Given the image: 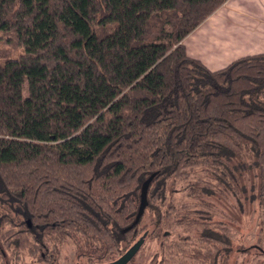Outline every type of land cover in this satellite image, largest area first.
I'll list each match as a JSON object with an SVG mask.
<instances>
[{
	"label": "trees",
	"instance_id": "1",
	"mask_svg": "<svg viewBox=\"0 0 264 264\" xmlns=\"http://www.w3.org/2000/svg\"><path fill=\"white\" fill-rule=\"evenodd\" d=\"M226 2L0 0V33L25 50L0 48L1 264L75 238L114 254L187 170L245 146L264 159V53L213 71L184 44ZM205 225L198 239L234 245Z\"/></svg>",
	"mask_w": 264,
	"mask_h": 264
},
{
	"label": "rangeland",
	"instance_id": "2",
	"mask_svg": "<svg viewBox=\"0 0 264 264\" xmlns=\"http://www.w3.org/2000/svg\"><path fill=\"white\" fill-rule=\"evenodd\" d=\"M231 2L239 4L234 16L237 22L226 16L224 21L239 27L244 37L240 40L246 47L254 53L264 51V0ZM0 48L9 51L10 58L25 53L23 48L7 44L1 33ZM6 60L0 59V65ZM155 203L161 210L157 218L153 217L154 211L147 210L137 239L127 237L114 254L94 253L80 243L81 239L62 240L53 246L57 250L54 264H72L75 258L79 264L118 258L147 231L146 241L129 264H169L166 256L173 264H202L207 259L216 264L218 249L213 248L214 243L220 252L223 250V264H264L260 251L264 250V159L254 155L248 146L234 159L210 160L187 170L183 178L170 181L166 199ZM206 223L213 224V230L227 233L234 245L222 234L207 232V238L214 242L198 239L208 231ZM6 260L7 264H50L36 249L23 254L12 251Z\"/></svg>",
	"mask_w": 264,
	"mask_h": 264
},
{
	"label": "crops",
	"instance_id": "3",
	"mask_svg": "<svg viewBox=\"0 0 264 264\" xmlns=\"http://www.w3.org/2000/svg\"><path fill=\"white\" fill-rule=\"evenodd\" d=\"M238 7V3L227 0L221 8L184 40L188 54L200 59L213 71L228 66L236 59L264 53V51L254 53L246 47V43L240 40L244 37H241L239 27H236L234 22L224 21V16L236 21L235 9ZM208 64L216 65L217 68H212Z\"/></svg>",
	"mask_w": 264,
	"mask_h": 264
},
{
	"label": "water",
	"instance_id": "4",
	"mask_svg": "<svg viewBox=\"0 0 264 264\" xmlns=\"http://www.w3.org/2000/svg\"><path fill=\"white\" fill-rule=\"evenodd\" d=\"M156 174H152L142 185L141 189V201L140 206L138 209V213L135 219V225H137L142 217L144 216V213L146 211V208L148 207V190L151 185V182L153 181ZM145 240L140 239L137 241L124 255H122L120 258L113 262L105 263V264H128L139 252L141 247L143 246Z\"/></svg>",
	"mask_w": 264,
	"mask_h": 264
},
{
	"label": "flooded vegetation",
	"instance_id": "5",
	"mask_svg": "<svg viewBox=\"0 0 264 264\" xmlns=\"http://www.w3.org/2000/svg\"><path fill=\"white\" fill-rule=\"evenodd\" d=\"M47 254H48V256L44 253V254H42V257H43V259L45 260V261H47L48 263H50V264H54V263H56L57 262V259H56V257H55V255L57 254V250H50V249H47ZM132 261V260H131ZM130 261V262H131ZM129 262V263H130ZM128 263V264H129ZM69 264H71V263H69ZM72 264H79V262H78V260L75 258L74 260H73V262H72Z\"/></svg>",
	"mask_w": 264,
	"mask_h": 264
}]
</instances>
